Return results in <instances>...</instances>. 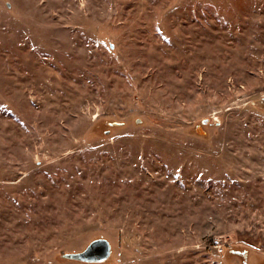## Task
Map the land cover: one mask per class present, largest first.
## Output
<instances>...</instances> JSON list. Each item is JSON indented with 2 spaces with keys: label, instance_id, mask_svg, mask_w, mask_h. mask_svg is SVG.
Returning <instances> with one entry per match:
<instances>
[{
  "label": "rangeland",
  "instance_id": "374dc122",
  "mask_svg": "<svg viewBox=\"0 0 264 264\" xmlns=\"http://www.w3.org/2000/svg\"><path fill=\"white\" fill-rule=\"evenodd\" d=\"M98 237L264 264V0H0V264Z\"/></svg>",
  "mask_w": 264,
  "mask_h": 264
},
{
  "label": "water",
  "instance_id": "95a60500",
  "mask_svg": "<svg viewBox=\"0 0 264 264\" xmlns=\"http://www.w3.org/2000/svg\"><path fill=\"white\" fill-rule=\"evenodd\" d=\"M136 122H140L137 119ZM110 126H120L123 125L122 122H109ZM113 252V247L111 242L104 238L98 237L91 240L83 250L77 252H66L62 253L60 256L63 259L77 261L86 264H101L105 263Z\"/></svg>",
  "mask_w": 264,
  "mask_h": 264
}]
</instances>
